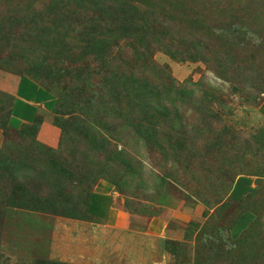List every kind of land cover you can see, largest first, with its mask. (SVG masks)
Instances as JSON below:
<instances>
[{"label":"rangeland","instance_id":"rangeland-1","mask_svg":"<svg viewBox=\"0 0 264 264\" xmlns=\"http://www.w3.org/2000/svg\"><path fill=\"white\" fill-rule=\"evenodd\" d=\"M261 2L0 0V70L28 76L54 94L55 110L45 117L60 131L55 148L39 145L32 133L4 136L0 264H77L56 248L67 233L65 219L91 222L85 208L96 186L85 181L88 175L115 182L116 203L131 227L122 235L132 239H143L147 218L162 210L186 212L182 220L169 219L179 238L150 239L147 264H264ZM143 69L148 83H174V105L143 110V138L128 137L121 120L110 132L99 128L89 110L92 93ZM154 93L158 102L160 91ZM6 101L0 95L1 125ZM169 113L176 115L173 129L164 126ZM115 129L123 139H109L104 152L89 155L92 135ZM240 175L259 182L256 219L231 240L227 213L216 210ZM100 185L104 192L111 186ZM59 189L63 199L85 190L81 217L59 216L70 207L53 199Z\"/></svg>","mask_w":264,"mask_h":264},{"label":"trees","instance_id":"trees-1","mask_svg":"<svg viewBox=\"0 0 264 264\" xmlns=\"http://www.w3.org/2000/svg\"><path fill=\"white\" fill-rule=\"evenodd\" d=\"M260 5H264V2H261ZM147 70L148 72L151 71L150 68ZM21 76L29 78L37 86H39L41 89L45 90L50 94V97H52L53 99V103L49 110L50 112H53L56 106V98L54 94L49 89L36 82L34 79L25 75ZM148 79L150 78L146 75L143 69V72L141 71L140 75L138 76L128 74L121 81V83H117L113 87H108V89L103 88V91L101 93L93 92L89 110L99 119V128H105L107 131L110 132L112 125L116 126V121L121 120L123 125L125 126L126 134L128 137H131L133 139L143 138V122L145 121L143 117V110L147 108L148 111H153L151 112V114H153L159 106L164 105L163 102L169 103L170 106L174 105L171 93L172 91L176 90V86L171 80H169V78V82H166L163 78H160V80H157L152 84L148 83ZM155 89H158V91H160V93L158 94L160 96L158 102L154 100V97L156 95L154 93ZM0 95H3L7 98V101L5 102L7 103V114L4 116V121L2 123L3 125L0 124V130L3 134V138L4 136H6L7 131L18 134L21 133L25 135L32 133V135L34 136V141L39 145H43L36 140V134L38 132L42 118H36L33 124L25 126L20 130L12 131L10 129L13 126L11 122V100L7 95L1 92ZM185 95L186 94L184 93V91H181V99H184ZM189 101L191 105H194V101L191 100V98ZM197 103V111L204 115V107L200 104V102H198V100ZM175 118V114L169 113V115L166 117V123L164 126L168 127L169 129H173L176 124ZM120 130L121 129H115L113 134L100 133L97 136V133H95L92 135V137L90 136L92 139L86 143V145L89 144L90 147L88 151L89 155H92L90 153H96V155L93 154V157L95 158L97 155H99V153L104 152L105 144L109 142V139L120 142V140L124 137L120 133ZM61 178L62 176L59 178V181H61ZM84 179L85 181H88L89 184H94L95 186L100 180H104L106 182H109L116 189L115 182L108 179H104L103 177L93 178L91 175H88L85 176ZM235 180V187L238 186V184L239 186L248 184V190L243 193H237L238 195L235 196L236 193H234V187L231 193L229 195L227 194V200L224 201L216 210L218 215L221 213L223 216L225 213H227L224 216L228 217L230 222L228 232L231 240H237L241 236L245 235L250 229H252L256 219V213L254 208L255 199L258 194L259 184V182L255 179L256 186L251 188L250 184L252 183V181L250 176L240 175L232 181L231 186L235 182ZM60 189L55 192V194L53 195V199L69 203L70 207H65L67 213L64 214V212H60L59 216L76 218L75 214H79L81 217V211L83 208L82 196L83 194H85V190L82 189L77 194L75 193L68 197L66 196L63 199L62 192L60 191ZM110 203L111 199L106 195L94 193L90 195L89 202L88 204H86L85 213L89 215L91 221L102 223L107 212V206ZM215 216L216 215H214V217Z\"/></svg>","mask_w":264,"mask_h":264},{"label":"crops","instance_id":"crops-1","mask_svg":"<svg viewBox=\"0 0 264 264\" xmlns=\"http://www.w3.org/2000/svg\"><path fill=\"white\" fill-rule=\"evenodd\" d=\"M0 92L7 95L11 100L12 107V131H17L25 126L31 125L36 118H42L36 140L51 148H55L59 143L60 131L57 127L50 124L46 115L50 113L53 99L50 94L37 86L29 78L19 74H14L0 70ZM264 117V100L260 106ZM16 128V129H15ZM3 134L0 130V147L3 145ZM252 183L250 187L256 186L255 179L250 177ZM100 180L95 193L106 195L111 199L107 206V212L102 223L72 221L65 219L67 228L65 235L62 236L56 251L64 258H69L77 264H147L152 252L149 245L151 238H179L177 230L169 226V219H184L186 212L182 209H164L161 213L147 218L144 223L143 239L141 237L132 239L127 235H122L123 230L130 227L127 215L116 203L117 193L113 185L107 192L100 189ZM232 184L228 195L235 187ZM249 185L236 186L237 193L247 191ZM121 224V225H120ZM109 231L107 237L104 234ZM115 233V234H112ZM118 234V237L116 236ZM106 240V243L103 241ZM58 243V242H57ZM122 247V248H121ZM121 249V250H120ZM115 255L122 256L126 261L117 263ZM119 261V260H118Z\"/></svg>","mask_w":264,"mask_h":264}]
</instances>
